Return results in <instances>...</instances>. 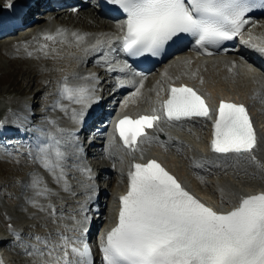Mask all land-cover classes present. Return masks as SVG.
<instances>
[{
    "label": "snow or ice",
    "instance_id": "snow-or-ice-1",
    "mask_svg": "<svg viewBox=\"0 0 264 264\" xmlns=\"http://www.w3.org/2000/svg\"><path fill=\"white\" fill-rule=\"evenodd\" d=\"M110 2L126 14L124 22L118 25L122 35L116 39L122 42L123 51L133 57L145 53L157 56L166 44L174 38L178 39L180 34L196 37V45L205 51L208 45L218 46L241 35L244 26L249 23L245 13L255 6L251 0ZM8 6H11L10 0ZM66 31L57 29L55 36L48 34L45 38H63ZM71 35L77 45L85 39L83 34ZM111 42V37L97 39L90 48L98 51ZM242 42L264 54V42L253 44L251 37ZM88 50L84 49L85 52ZM124 67H129L127 62H124ZM79 79L97 78L92 75ZM140 87H143L142 80ZM94 91V87L88 84L69 86L65 78L60 89L61 98L83 106L79 112L73 110L74 121H82L85 109L98 99L93 96ZM57 106H60L59 102ZM158 111L169 122L211 117V110L194 89L183 85L169 86L168 98L159 110L153 108L151 115H141L137 119L125 116L116 122L115 131L129 154L137 151L140 143L154 139L145 129L153 128L161 119ZM212 129L210 149L214 155L194 160L193 167L227 169L245 160L255 165L258 172L264 173V165L253 155L257 135L244 105L221 101ZM57 131L65 130L58 128ZM62 145L65 141L48 133L47 142L36 145L34 160L55 183L63 185V190L74 196L67 184L69 153ZM131 169L127 192L119 197L115 226L101 237L99 251L102 264H264V192L241 196L231 210L217 211L190 194L155 160L134 163ZM25 187L33 192L26 202L45 213L53 224L59 222L63 228V231L58 229L45 236L30 234L29 240L33 242L21 244L25 254L33 258L32 264H95L86 239L89 217L83 215L77 219L76 215L65 216L62 210L58 214L50 202L56 193L39 174H33ZM40 199L49 202L43 204ZM80 212L84 213L86 209L81 206ZM65 220H71L72 224L63 223ZM17 239H20L19 234ZM0 264H3L2 260Z\"/></svg>",
    "mask_w": 264,
    "mask_h": 264
},
{
    "label": "bare ground",
    "instance_id": "bare-ground-1",
    "mask_svg": "<svg viewBox=\"0 0 264 264\" xmlns=\"http://www.w3.org/2000/svg\"><path fill=\"white\" fill-rule=\"evenodd\" d=\"M53 1L54 4H58L64 0H20L15 2L7 12L4 8L6 13L0 14V41H2L0 52L7 57L16 55L22 62H30L27 69L43 77V82L41 80L38 84H43L48 89L46 91L45 88L47 94H45L44 104H41L42 109L36 116L30 117H28V109L32 106L27 105L22 99L17 101L7 96V93L2 95L11 103V106L0 122V162L14 163L17 171H24L21 177H13L14 180L7 181L6 177V180H0V260L3 264H32L33 258L27 256L25 249L21 247V244L33 242L29 240L30 234L45 236L58 229L63 231L59 222L53 224L45 213L39 212L26 202V198L33 195L32 190L25 187L33 174L43 177L47 186L56 193L50 198V202L57 209V213L59 214L62 210L65 216L76 215L77 219H81L80 208L85 198L91 194L88 179L95 167L97 169L104 167L107 173L115 174L113 183L108 182L106 187L109 192L114 189V192L121 196L128 188V172L132 170L131 165L147 163L152 158L162 161L178 176L183 187L190 194L217 211L231 210L238 204L241 196L264 192V173L258 172L255 165L245 160H240L236 167L227 169L206 166L210 170H205V168L192 166L194 160L208 159L214 155L209 141L214 122L213 114L222 100L244 102L249 108L248 115L252 118L257 130V147L253 155L261 165H264V83L257 73L248 75L245 68L224 55L209 57L207 58L209 61L206 62L199 54L189 49L179 51L180 58L175 59L169 67H164L160 73L154 72L153 80L138 79L137 87L132 91L137 93L139 88V93L133 95L132 97H135L132 99L123 100L119 106L114 105L116 109H119L116 119L122 114L137 116L151 113L153 108L159 110L164 99L168 97L169 86L183 82L195 86L207 97L213 108L211 117L181 121L179 124L181 129L170 127L161 117L154 127L147 131L148 135L154 139L140 143L138 150L131 154L110 134L107 140L104 139L102 150L96 153L95 163L90 169L76 164L72 154L75 148L74 135L76 128L84 122L83 120L74 121L72 113L73 110L79 112L83 106L62 99L61 85L67 78L69 86L88 84L92 87V80L79 79V77L91 76L87 66L93 62L91 54L94 51L90 46L95 44L97 39H104L103 35L109 34L108 37L113 39L117 35L115 30L118 28L113 27L111 22L101 19L102 14L99 11H93L90 15L91 9L82 6L78 12H66L65 8L57 12L56 21H61L65 26L57 22H49L50 25L36 30L37 26L46 23L43 11L40 10L46 9L44 13L49 12ZM0 3L6 4L9 0H0ZM35 12L41 13L38 14L40 16L37 21H32L37 15ZM57 24L60 29L67 30L66 34L63 38L56 36L55 40H47L45 36L50 33L48 30ZM253 25L255 23L249 27L258 33L259 37H252V41L260 44L264 42L260 34L264 32V23L260 29H256V25L254 27ZM17 29L20 32L16 31ZM72 33L85 35L84 41L77 45ZM247 35L250 36L248 33ZM8 37L12 38L8 39ZM85 48L89 50L85 52ZM259 56L264 57V54ZM113 63L114 61L110 60L107 66ZM141 80L143 87H140ZM43 90L44 88H41L38 93ZM17 102L22 104L18 105ZM157 114L162 113L158 111ZM34 119L37 121L36 125L31 123H35ZM105 120L106 117L104 120L99 119L101 122ZM58 128L65 131L58 132ZM89 129L93 130L91 127ZM24 132L25 135L22 136L20 133ZM48 133L65 141L62 147L69 153L67 184L71 186L74 196L64 191L63 185L55 183L34 160L36 145L46 143ZM118 201L111 203L116 210V216L119 213ZM48 202L49 200L40 199V203ZM116 220L117 217L111 219L107 226L112 228ZM63 223L71 225L72 221L65 220ZM17 234L20 236L19 240Z\"/></svg>",
    "mask_w": 264,
    "mask_h": 264
},
{
    "label": "rangeland",
    "instance_id": "rangeland-1",
    "mask_svg": "<svg viewBox=\"0 0 264 264\" xmlns=\"http://www.w3.org/2000/svg\"><path fill=\"white\" fill-rule=\"evenodd\" d=\"M1 6L3 7L4 5L2 4ZM39 13H41V12H39ZM39 13L35 12V14H39ZM42 14L44 15V13H42ZM19 15H20V13H19ZM39 16L40 15H38V17ZM38 19L39 18H37V20ZM37 20L34 19L32 21H37ZM45 21H46V18H45ZM16 31L20 32V30H18V29ZM9 38H12V37H8V39ZM8 39H4V40H8ZM0 43H2V41H0ZM29 63L30 62H28V63L22 62L20 60V58L17 57L16 55L13 57H11V56L7 57V55H4V53L0 52V96H2L4 93H7L6 94L7 96L12 97L17 101L22 99L25 102H27L28 99L31 98V100H32L31 102L34 103L36 106L39 102H40V104H38V106L39 105L42 106L45 102L44 100H46L45 94L47 93L46 91H48V89L46 87H44L43 84H40L41 86L38 84V82H40L41 80L43 82V79H44L43 77L37 76L34 74V72H31L27 69V67L29 66ZM40 87L44 88V90L42 92L37 93L35 96H33L32 92H34V91L37 92L38 90L41 89ZM45 88H46V91H45ZM36 100H40V101L35 103ZM17 104H18V102H17ZM20 104H22V103H19L18 105H20ZM7 163L10 165H8ZM7 163L3 164V162H0V177H1L0 180H3V179L6 180L5 179V177H6L7 181H10L12 179L14 180L15 176L21 177L22 176L21 174H24L23 170L17 171V169L14 168L15 167L14 163H11V162L10 163L7 162ZM18 172H19V175H18ZM9 176H11L10 177L11 179L9 178Z\"/></svg>",
    "mask_w": 264,
    "mask_h": 264
},
{
    "label": "water",
    "instance_id": "water-1",
    "mask_svg": "<svg viewBox=\"0 0 264 264\" xmlns=\"http://www.w3.org/2000/svg\"><path fill=\"white\" fill-rule=\"evenodd\" d=\"M10 106L11 103L5 97L0 96V122L6 116Z\"/></svg>",
    "mask_w": 264,
    "mask_h": 264
}]
</instances>
